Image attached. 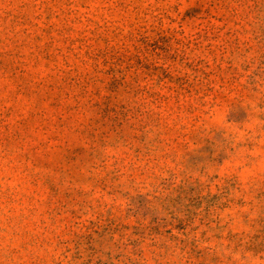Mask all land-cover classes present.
Segmentation results:
<instances>
[{
	"label": "rangeland",
	"instance_id": "1",
	"mask_svg": "<svg viewBox=\"0 0 264 264\" xmlns=\"http://www.w3.org/2000/svg\"><path fill=\"white\" fill-rule=\"evenodd\" d=\"M0 264H264V0H0Z\"/></svg>",
	"mask_w": 264,
	"mask_h": 264
}]
</instances>
